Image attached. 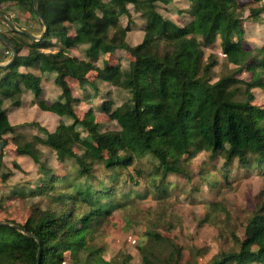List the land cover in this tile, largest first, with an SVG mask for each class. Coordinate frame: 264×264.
<instances>
[{
  "label": "trees",
  "instance_id": "trees-1",
  "mask_svg": "<svg viewBox=\"0 0 264 264\" xmlns=\"http://www.w3.org/2000/svg\"><path fill=\"white\" fill-rule=\"evenodd\" d=\"M182 1L186 7L182 12L190 20L178 25L159 11L160 4L170 9L173 0H37L47 24L44 32L34 0H0V5L21 11L42 26L39 32L19 31L9 23L10 31L0 30L17 51L12 63L0 65V140L4 147L16 145L18 155L37 168L38 179L15 187L12 193L44 196L49 204L44 209L34 205L23 224L0 220V264H63L67 253L82 250L92 227L103 224L115 209L139 195L133 189L118 191L117 182L137 159L148 154L158 160L149 175L153 177L151 187L159 194L167 191L169 174L189 177L183 162L202 151L223 160L219 168L213 164L202 171L208 181L214 178L213 185L230 183L235 165L246 170L255 166L264 175V108L253 103L252 91L264 90V46L250 48L243 43V10L263 0L244 4L240 0ZM263 11L264 5L254 9L252 16L256 19ZM0 12L9 15L7 10ZM133 13L144 20L143 38L135 45L127 40ZM122 16L128 18L127 25L121 23ZM74 23L79 26L73 35L70 25ZM42 31L38 40L28 34ZM217 41L233 71L213 80L219 58L214 53L206 56L205 48ZM0 42L3 64L13 51L1 38ZM78 43L85 44L88 59L73 53ZM119 49L129 52L127 63L106 61L99 69L101 79L125 94L121 104L115 105L112 99L102 106L120 127L110 130L96 121L92 109L82 119L77 116L75 103L90 101L93 96L75 97L67 79L96 86L88 73L98 52ZM242 72H249L250 79L236 76ZM52 77L61 88V99L47 106L41 81ZM25 90L35 96L30 103L60 117L55 130L41 127L37 121L20 126L13 121L10 110L24 104ZM27 125L41 127L46 136L20 129ZM78 125L87 136H82ZM2 158L1 154L0 168ZM54 158L60 163L74 159L78 165L75 174H61L48 163ZM101 165L108 172L105 179L95 173ZM137 172L145 176L144 170ZM9 176L7 172L0 179L6 181ZM147 234L162 240L155 232ZM237 242V250L221 251L206 264H264V200L246 218L244 238ZM173 247L172 254L164 258L142 248V264H171L173 260L181 264L182 250Z\"/></svg>",
  "mask_w": 264,
  "mask_h": 264
},
{
  "label": "rangeland",
  "instance_id": "rangeland-1",
  "mask_svg": "<svg viewBox=\"0 0 264 264\" xmlns=\"http://www.w3.org/2000/svg\"><path fill=\"white\" fill-rule=\"evenodd\" d=\"M169 9L160 4L159 11L164 17L173 20L178 25H183L190 20L188 14L183 13L185 3L182 0H173ZM243 4L250 0H240ZM264 5V0L258 4H249L243 10V27L245 36L243 43L250 48L264 46V11L256 19L252 16L253 10ZM9 11L7 15L12 19L17 28H26L39 32L42 26L36 20L25 17L22 12H13L7 5H0V11ZM121 23L127 25L126 16L121 17ZM9 21L0 19V30L10 31ZM144 20L133 13V23L127 33V40L135 45L143 38ZM78 24L70 25V34H75ZM44 31V29H43ZM42 31V32H43ZM35 34L37 38L42 34ZM2 43L0 42V47ZM85 44L78 43L73 48V53L82 60L88 59L85 54ZM26 53V51H23ZM206 56L214 53L219 58V63L214 67L213 80L223 75L230 74L233 65H228L222 53L219 41L212 47L205 48ZM12 54L10 55V57ZM130 58L129 52L119 49L114 53L98 52L94 61V68L88 73V78L93 84L68 78L67 81L75 97H83L92 94L90 101L75 103L74 109L79 118H83L89 109H92L96 121L105 129H119V125L112 120L103 110V104L114 99L115 105L123 102L124 96L117 92L108 81L99 77V69L104 62L114 65L121 62L123 65ZM9 61V60H8ZM244 80H249V72L237 73ZM42 97L45 105L51 106L60 100L61 88L54 78L43 79ZM253 103L264 108V90L254 88ZM31 90L24 91V104L10 110V116L17 125H23L37 121L41 126L50 131L56 129L60 117L51 111L40 109L34 103ZM42 111V112H41ZM41 127L23 126L22 130L30 134H38L45 137V131ZM82 136H87L82 126L78 125ZM76 151H81L76 148ZM82 153V152H81ZM80 153V154H81ZM3 162L0 168V176L9 172L6 181L0 179V194L4 199L0 200V220H12L17 223H25L33 212L34 205L46 208L48 200L44 196H21L14 194L15 187H22L28 182L38 179L35 164L26 157H21L16 151V145L9 143L1 153ZM47 155V153H46ZM157 159L148 154L131 165L128 172L124 173L117 182L118 191L136 190L138 196L135 200L117 208L112 216L98 227H92L86 236L85 247L77 252H69L63 264H142L143 250L146 253L157 252L161 257L172 254L173 246L181 248V264H206L211 258L221 251L237 250V239L244 238L246 218L251 214L256 205L264 200V175H261L255 166L250 169H238L236 165L230 170V183L223 181L215 183L203 176L202 171L210 168V165L222 166L223 160L212 158L209 152L197 153L192 159L183 162L189 172V177L171 173L166 177L167 191L163 194L155 192L152 186L151 174ZM48 163L61 174H75L78 167L74 159H67L60 163L57 159H49ZM18 164V165H17ZM144 170L145 176L138 174L137 170ZM99 179H105L108 175L104 166H97L96 172ZM159 180V177L156 178ZM138 181V184L135 182ZM78 182V181H77ZM106 184H112L107 181ZM97 185V184H95ZM68 192H73L72 188ZM6 196V197H5ZM159 234L162 240L150 238L147 232ZM88 252L92 254L89 255ZM171 264H176L173 260ZM257 264V263H254Z\"/></svg>",
  "mask_w": 264,
  "mask_h": 264
},
{
  "label": "water",
  "instance_id": "water-1",
  "mask_svg": "<svg viewBox=\"0 0 264 264\" xmlns=\"http://www.w3.org/2000/svg\"><path fill=\"white\" fill-rule=\"evenodd\" d=\"M33 5H34L35 10H36V12L38 13L39 17L41 18L42 23L44 24V32H45L46 29H47V24H46V21L44 20V18H43V16H42V14L40 13V11L37 9V0H34ZM0 17H2V18H4V19H7V20L9 21V23H10V24H11L16 30L21 31L19 28L16 27L15 22H14L12 19H10L5 13H1V12H0ZM44 32L40 35L39 38H37L33 33H29V32H28V34H29L32 38H35V39L38 40V39H40V38L43 37ZM0 38H1V39L7 44V46H8L9 48H11L12 51H13L12 58H11L9 61H7V62H5V63H3V64H0V65H3V66H6V65L12 63V62L15 60V58H16V56H17V51H16L15 47H14L10 42H8V41L4 38L3 35H1V33H0ZM3 148H4V141H3V140H0V155H1L2 151H3Z\"/></svg>",
  "mask_w": 264,
  "mask_h": 264
}]
</instances>
